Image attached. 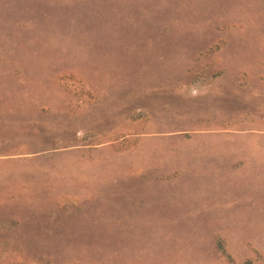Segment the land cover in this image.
I'll use <instances>...</instances> for the list:
<instances>
[{"label": "rangeland", "instance_id": "rangeland-1", "mask_svg": "<svg viewBox=\"0 0 264 264\" xmlns=\"http://www.w3.org/2000/svg\"><path fill=\"white\" fill-rule=\"evenodd\" d=\"M0 264H264V0H0Z\"/></svg>", "mask_w": 264, "mask_h": 264}]
</instances>
